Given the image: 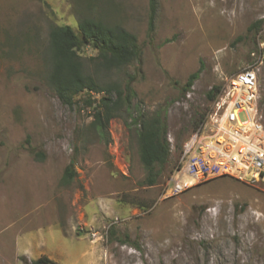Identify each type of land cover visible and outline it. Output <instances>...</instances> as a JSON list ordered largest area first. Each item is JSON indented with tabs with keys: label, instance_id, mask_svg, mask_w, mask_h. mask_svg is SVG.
Wrapping results in <instances>:
<instances>
[{
	"label": "rangeland",
	"instance_id": "rangeland-1",
	"mask_svg": "<svg viewBox=\"0 0 264 264\" xmlns=\"http://www.w3.org/2000/svg\"><path fill=\"white\" fill-rule=\"evenodd\" d=\"M147 12L148 0H0V264L40 255L60 264H264V184L218 177L162 196L218 94L207 99L212 85L254 66L264 115V0H157L152 31ZM85 16L122 25L140 48L120 69L86 60L99 83L133 90L106 130L91 123L96 103H84L100 93L81 91L67 105L46 77L50 27L77 32ZM157 109L170 153L149 172L133 119ZM67 165L75 175L64 183Z\"/></svg>",
	"mask_w": 264,
	"mask_h": 264
},
{
	"label": "trees",
	"instance_id": "trees-1",
	"mask_svg": "<svg viewBox=\"0 0 264 264\" xmlns=\"http://www.w3.org/2000/svg\"><path fill=\"white\" fill-rule=\"evenodd\" d=\"M157 9V0H148L147 24L153 30ZM95 49V55L85 59L81 55L83 46ZM46 56V77L58 99L67 105L73 103L74 96L81 91L100 93L98 102L90 96L84 100L92 107V125L95 129H107L109 121L119 115L120 110L127 111L133 90L128 83H99L92 74L86 60H91L99 67L112 70L127 66L140 57V48L134 33L118 23H109L92 17H81L77 22V32L69 25H53L48 32ZM198 71L192 72L185 85L189 88L197 77ZM219 85H212L206 97L213 100L219 92ZM201 115L194 123L195 129L202 121ZM138 138L139 158L150 172L154 165H163L170 153L167 138L165 114L160 109L149 114H141L133 119ZM43 158L42 153L36 154ZM75 175L71 165L64 168L62 181L69 182ZM153 182L156 175H151ZM31 264H60L46 255L32 259Z\"/></svg>",
	"mask_w": 264,
	"mask_h": 264
},
{
	"label": "built area",
	"instance_id": "built-area-1",
	"mask_svg": "<svg viewBox=\"0 0 264 264\" xmlns=\"http://www.w3.org/2000/svg\"><path fill=\"white\" fill-rule=\"evenodd\" d=\"M258 104L254 66L225 76L206 118L183 141L162 196L218 177L264 184V115Z\"/></svg>",
	"mask_w": 264,
	"mask_h": 264
}]
</instances>
